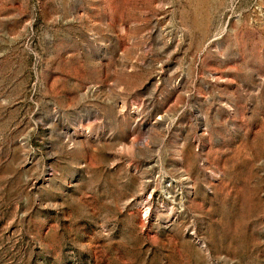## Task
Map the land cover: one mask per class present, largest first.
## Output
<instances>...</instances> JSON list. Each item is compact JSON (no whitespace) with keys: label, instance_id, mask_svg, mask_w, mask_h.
<instances>
[{"label":"rangeland","instance_id":"obj_1","mask_svg":"<svg viewBox=\"0 0 264 264\" xmlns=\"http://www.w3.org/2000/svg\"><path fill=\"white\" fill-rule=\"evenodd\" d=\"M0 264H264V0H0Z\"/></svg>","mask_w":264,"mask_h":264}]
</instances>
